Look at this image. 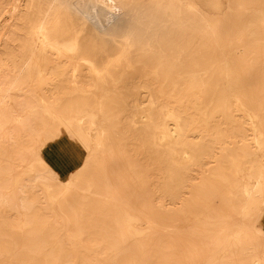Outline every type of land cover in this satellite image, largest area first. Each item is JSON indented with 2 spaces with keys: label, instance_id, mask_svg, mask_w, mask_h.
Masks as SVG:
<instances>
[{
  "label": "bare ground",
  "instance_id": "6f19581e",
  "mask_svg": "<svg viewBox=\"0 0 264 264\" xmlns=\"http://www.w3.org/2000/svg\"><path fill=\"white\" fill-rule=\"evenodd\" d=\"M5 1L0 264H264V0Z\"/></svg>",
  "mask_w": 264,
  "mask_h": 264
},
{
  "label": "rangeland",
  "instance_id": "374dc122",
  "mask_svg": "<svg viewBox=\"0 0 264 264\" xmlns=\"http://www.w3.org/2000/svg\"><path fill=\"white\" fill-rule=\"evenodd\" d=\"M14 0H9L5 2H13ZM18 2V1H17ZM206 11V10H205ZM10 12L7 9H4L0 13V46H1V33L4 31L5 27L11 22L10 19ZM10 21V22H9ZM8 22V23H7ZM100 23L98 22V28H100ZM126 64L129 65V67H134L136 64H133L134 61H129L128 59L123 60ZM131 64V65H130ZM129 72L127 73L126 79H130L134 82V80H137L138 78H141L143 80V70L136 67V69H128ZM43 156L48 161V163L51 165V167L56 171L58 176L62 180H66L71 173L76 171L86 160L87 157V151L83 147V145L78 141L77 139L70 137L66 133H62L60 136H58L56 139L51 141L49 144L45 145L43 147ZM116 161L111 160L109 161V169L113 172L116 171L117 166L115 165ZM116 166V167H115ZM115 177L117 176L114 174ZM116 180V178H114ZM132 191L134 193V183L132 184ZM146 190L141 189L140 193L144 195ZM149 196H151V207L161 209L163 211H166L169 216L175 218L178 214V212L175 211V205L171 204L168 200H162L160 196V193L155 190H151V188H148ZM126 194H128L126 192ZM140 199H143L140 198ZM140 202H143L140 200ZM145 205L146 203L143 202ZM166 209V210H165ZM172 212V213H171ZM175 213V214H174ZM140 224H136V226H139ZM176 227H178L181 234L183 236L182 241L185 244L186 240H204L207 236V234H200L194 236L195 230L194 227L196 226V222L192 219H183L180 218L177 221H175ZM131 254L133 255L134 252L132 251Z\"/></svg>",
  "mask_w": 264,
  "mask_h": 264
}]
</instances>
